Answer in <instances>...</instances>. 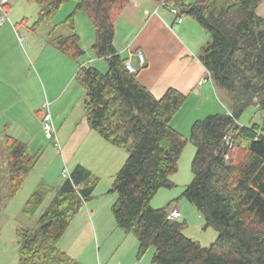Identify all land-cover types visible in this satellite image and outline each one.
<instances>
[{
  "label": "trees",
  "instance_id": "16d2710c",
  "mask_svg": "<svg viewBox=\"0 0 264 264\" xmlns=\"http://www.w3.org/2000/svg\"><path fill=\"white\" fill-rule=\"evenodd\" d=\"M33 1L39 5L36 28L51 21L69 0ZM74 1L64 23L74 29L76 14L83 12L95 30L92 49L107 62L105 71L86 64L76 73L85 89L86 121L111 145L125 147L133 141L109 190L116 194L111 212L117 227L136 235L139 256L152 247L154 264H264V17L257 14L263 0H166L164 7L171 5L179 15L193 17L212 36L199 59L213 85L225 88L231 99L227 109L196 119L188 137L171 125L186 95L168 88L155 98L115 49L114 24L131 0ZM55 44L71 59L83 54L76 33L57 37ZM249 107L257 109L261 121L240 125L238 119ZM187 141L193 142L195 152L192 179L181 195L201 213L205 226L217 231L209 246L183 234L186 223L180 216L167 217L173 207L150 205L159 189L172 186L170 176L177 172ZM1 148L8 195L14 196L39 154L9 135L3 137ZM98 182L89 169L77 164L57 188L42 186L31 192L22 207L27 216L50 192L53 196L33 228L17 229L18 264H80L57 243L93 197Z\"/></svg>",
  "mask_w": 264,
  "mask_h": 264
},
{
  "label": "crops",
  "instance_id": "0c3cea01",
  "mask_svg": "<svg viewBox=\"0 0 264 264\" xmlns=\"http://www.w3.org/2000/svg\"><path fill=\"white\" fill-rule=\"evenodd\" d=\"M185 1L192 3L195 0ZM74 6L75 4L71 3L63 14H58L60 7L55 15L58 14L59 19H63L57 20L54 15L51 21H47L52 33L57 31L60 24L65 25V19ZM157 6L158 0H131L115 21L113 44L117 53L134 66L138 82L155 98H160L168 88H175L186 95V101L171 120V125L177 128L173 124L175 117L178 115L184 117L192 109L195 110L204 105V102L207 103L206 99L210 91L214 90L210 80L198 83L205 76L206 68L200 61L197 51L203 48L210 36L204 34L193 17L181 15L182 21L177 23L175 15L170 13L167 7ZM257 14L264 17V0L259 4ZM78 17L85 26L84 31V26L77 25ZM11 29L5 22L0 24V139L5 135L20 140L28 138L29 150L34 140L37 145L43 136L40 126L41 108L47 100L50 102L49 112L55 122L56 136L60 145L57 149L60 153V166L66 167L71 172L75 165L80 164L95 175L91 167V164H94L93 158L89 157L93 153L83 150L77 158L79 149L82 146L89 149L92 145H97L104 151H109L111 148L107 146L108 142L88 125L82 108V100L84 101L82 95L81 108H78L77 101H74L78 96L79 88L82 89L81 94L84 91L85 98V89L76 80L79 66L90 64L96 69L98 67L107 69L106 60L93 54L92 44L95 39L93 25L86 15L83 19L82 15L76 14L74 29L70 28L69 33L78 35L79 46L83 50V54L76 60L67 57L57 48L56 36L51 44H45L43 47L39 45V48H34L28 45L29 53L16 42ZM138 51L143 52V66L139 64ZM29 121L31 124L28 123ZM35 148L37 151L40 150ZM37 151L34 153L37 154ZM40 152H38L39 158ZM97 160L98 158L96 162ZM36 164L24 183L30 179ZM48 170L41 176V181L37 180L34 191L41 188V182L52 189L61 184L62 168H58L57 175L54 173L51 178H48ZM97 184L92 191L93 197L85 201L57 243L60 250L80 264H90L88 253L93 247L100 251L101 236L106 231L112 230L115 233L116 229H119L111 212V206L116 200L115 193H112V197L105 196L109 188L106 191H98ZM106 203L113 223L110 218H106L104 208ZM83 207L85 210L82 209ZM125 237L123 234L120 236L121 243L125 242ZM136 238L131 240V244L116 264H123V260L130 257V253L136 252L138 246ZM128 264H141V260L136 262L130 257Z\"/></svg>",
  "mask_w": 264,
  "mask_h": 264
},
{
  "label": "rangeland",
  "instance_id": "374dc122",
  "mask_svg": "<svg viewBox=\"0 0 264 264\" xmlns=\"http://www.w3.org/2000/svg\"><path fill=\"white\" fill-rule=\"evenodd\" d=\"M75 2L76 1L74 0L66 1V3L64 2V4L61 6V9L58 11V14H63L69 4H75ZM38 8L39 5L33 0H9V2L4 7L9 17L5 21V24L9 25L10 28H12L11 31L15 36L16 42L29 53L30 51L28 49V45H31V47L34 48H39V45H41L40 47H43V45L45 44H51L53 42L52 39L55 36L59 37L60 35H62L66 37V35L71 32V29L66 24H60V27L57 29V31H54L52 33V29L49 26L48 22L43 23L39 27L33 28V23L38 17ZM78 13L82 15V18L84 19V13ZM58 14L55 15L56 19H63H59ZM188 17L190 18V16ZM77 25L78 27L80 25L84 26L82 20H80L79 17L77 18ZM84 30L85 26L83 28V31ZM201 30L204 32V34L210 36L206 42L208 44V42L211 41L212 36L206 29L202 28ZM19 38H21V42ZM197 53H199V55L202 54L203 48L198 50ZM93 54L95 53L93 52ZM98 69L101 71H105L104 68L98 67ZM80 90L82 89L79 88L78 96H76L74 100L77 101L78 108H81V95L82 99H84V91H82L81 94ZM209 94L210 95L206 99L207 103L204 102V105L198 107L195 110L192 109V111L189 112V114L186 113L184 117H179L178 115L173 120V124L177 127L176 129L183 133V135H185L186 137L189 136L191 125L196 119L203 118V116H205L209 112H215L224 108L227 109L228 106H230L231 99L225 88L214 86V90L212 89ZM260 121L261 116L255 107H249L248 109H246L242 113V116H240V118L238 119V123L240 125H247L250 122ZM28 123L31 124L30 121ZM43 136L41 137L37 145L36 140H34V142L31 144L30 152L34 153L35 151H37L35 148L37 147V149L40 150H38L36 153L41 151L40 158L35 166L34 171L32 172L30 179H27L23 187L19 191H17L14 196H9L7 191L8 174L6 169V162L3 157L1 148L3 138L0 139V264H18V241L16 237L17 229L21 227L33 228L35 226L37 218L51 201L52 192L44 198L41 206L32 216H27L22 213L23 203L28 197V194L31 192L33 193L37 180L39 179L38 181H41V176L46 173L47 169H49L47 171L48 178H51L54 173H56L55 175H57L58 168L63 169V167L59 164L60 153L57 151L53 142L48 141V139H44ZM23 139L25 140L21 141L27 144L28 138ZM132 145L133 141L131 139L129 144L125 147H117L107 143V146L111 148L109 149V151H104L103 148L101 150L97 145H92L89 149L83 148L82 146L79 149L77 158L80 152H82L83 150L85 152L89 150V153H93L89 155V157L93 158L92 160L94 164H91V167L94 169L95 177L99 179V182L97 184V187L99 188L98 191H106L108 188L110 190L113 176L123 165L125 161L124 159H126L128 154L130 153ZM194 152L195 146L193 142L187 141L180 157H178L179 160L177 172L170 176L172 186L159 189L156 195L151 199L150 205L153 208H160L166 205L169 208L177 207L178 211L181 214L179 220L185 221L186 223L183 229V234L186 237H190L192 239L194 238V240L198 241L202 246H209L218 237L217 231L211 226L206 227L205 220L201 213L191 202L186 199V197H182L181 195L186 185L192 179L191 160ZM97 158L98 160L96 162ZM50 180L52 181L53 179ZM46 185L42 182L40 183L41 187L43 186L44 189H48L49 186ZM106 195L112 197V193L107 192L105 196ZM114 196L116 195L114 194ZM104 208L106 218H110L111 222L113 223L112 215H110L109 211H107V203L104 205ZM82 209L85 210V207H83ZM122 234L123 236L127 237H125L124 243H121V239H119ZM133 238H136V235L132 232L125 233L124 231L119 229H116L115 233H113L112 230L106 231V233L101 236L100 251L97 250L96 247H93V250L88 253L89 263L116 264L120 259L122 253L131 244V240ZM102 241L104 242L102 243ZM153 253V248L150 247L142 256H139L137 246L136 252L130 253V257L136 260V262L141 260V264H154L151 262ZM130 257H126L123 260V264H128V262L130 261Z\"/></svg>",
  "mask_w": 264,
  "mask_h": 264
},
{
  "label": "built area",
  "instance_id": "2783aa9c",
  "mask_svg": "<svg viewBox=\"0 0 264 264\" xmlns=\"http://www.w3.org/2000/svg\"><path fill=\"white\" fill-rule=\"evenodd\" d=\"M7 3H8V0H0V24L5 22L9 18L7 15V11L4 9V7ZM165 3H166V0H158V6L157 7H159V8L164 7ZM168 7H167V9H168ZM168 10L170 11V13L172 12L173 15L176 12L175 9H173V8H169ZM181 21H182V16L176 18L177 23H180ZM19 39L21 40V38H19ZM142 53L143 52H141V51L137 52V56L139 59L140 66L144 65V58H143ZM125 66L127 67V69L129 71H131V72L135 71V68H134V66H132L130 61H125ZM211 77L212 76L210 75L209 71L206 69L205 70V76H203V78H201L198 83L201 84L202 82H204L206 80L211 81ZM49 105H50V102L47 100L42 104V108H41L42 110H41V115H40V126H41V130H42L44 137L46 139L52 141L54 146L56 147V149H58V148H60V145H59V142H58V139L56 136V128L54 125L55 122H53V119H52L51 114L49 112ZM229 139H230L229 136L224 137L225 142L228 145H231L232 142ZM61 175L63 178H69V171L66 167H64L62 169ZM179 216H180V212L178 211L177 208H172L167 215V217L169 219L177 218Z\"/></svg>",
  "mask_w": 264,
  "mask_h": 264
},
{
  "label": "bare ground",
  "instance_id": "6f19581e",
  "mask_svg": "<svg viewBox=\"0 0 264 264\" xmlns=\"http://www.w3.org/2000/svg\"><path fill=\"white\" fill-rule=\"evenodd\" d=\"M8 2H9V0H8ZM169 8H173V9H175V11H176L175 14H174V15H175V19H176L177 17H181V15H179V12H178V9H177V8H175V7H171V6H169L168 9H169ZM168 11H169V10H168ZM171 13H172V12H171ZM175 21H176V20H175ZM125 61H129V60L126 59ZM134 72H135V71H134ZM211 81H212V80H211Z\"/></svg>",
  "mask_w": 264,
  "mask_h": 264
}]
</instances>
